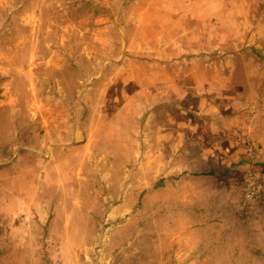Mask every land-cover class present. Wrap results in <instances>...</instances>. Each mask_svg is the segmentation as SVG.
Masks as SVG:
<instances>
[{"label":"rangeland","instance_id":"1","mask_svg":"<svg viewBox=\"0 0 264 264\" xmlns=\"http://www.w3.org/2000/svg\"><path fill=\"white\" fill-rule=\"evenodd\" d=\"M182 3L0 0V264H264V198L217 208L216 182L196 177L209 161L189 172L181 150L198 144H178L210 120L194 107L215 104L180 62L193 36L166 8ZM220 4L228 98L264 110V0ZM238 156L226 169L237 203Z\"/></svg>","mask_w":264,"mask_h":264},{"label":"crops","instance_id":"2","mask_svg":"<svg viewBox=\"0 0 264 264\" xmlns=\"http://www.w3.org/2000/svg\"><path fill=\"white\" fill-rule=\"evenodd\" d=\"M182 1V9H175L170 5L166 8L167 14L171 17V20H169V26L180 22V25H182L181 27H184L187 32L189 31V36H193L192 46L190 43L183 46L184 53H180L181 56L179 57H182L180 62L183 64H196L194 71H191V69L187 70L189 71V75L188 72H185L187 73V78H190V74L194 73V79L207 80L208 86L200 87V90L202 91L201 93L213 92V102H215V104L210 107H194L199 110L198 112L207 114L210 120L207 121L203 115H201L197 125L201 128L202 133L197 134V137L190 141L187 139V135H185V138L180 137L178 144H198V147L191 149L184 147L181 150L184 152V158H192L194 160V162H187V167H190L192 164L195 166V168L188 169V171L191 173L198 171L196 169L198 161H209V169H206L207 171L204 173L197 174L196 177H208L216 182V187L214 189L210 188V191L212 192V197L216 200L217 208L225 209L229 207L235 209V205L238 204V201L236 193L231 186L232 184L228 183L230 173L227 172L226 169L230 161L240 157L238 155L243 152V149L234 140V128L240 123H243L245 119L248 118L249 114L252 113L255 129L253 137H255L257 142L261 145L258 158L264 160V121L262 118L264 110L255 108L254 106L251 108L248 107V109L246 106L244 107V100L238 101L235 104L233 100H229L228 98V95L230 96L229 92L233 91L230 88L231 85L229 82L230 80H233L234 75L224 69L221 63L222 60L219 59L218 56H215L217 53L216 49H213L218 48L219 42H224V40H218V31L219 28H222V25L220 24L221 20L219 19L222 16H228L229 11L227 7H221V4L219 5V0ZM176 13L183 17L180 21L173 18ZM0 14H9V9L1 5ZM207 24L209 25L207 26ZM189 27H193V30H190ZM195 33L199 36L201 33H208V38L205 40H203V38L200 39ZM192 48H196L195 56L189 55V52H191L189 49ZM207 53H209V56L206 55ZM227 64L228 63L226 62L225 65ZM198 69H201V71L196 72ZM220 81H225L226 83L222 82L220 87ZM198 89V87L191 88L190 90L192 93L188 96H198L199 94L194 92V90L199 91ZM183 93L189 94L186 90L175 92L177 95ZM201 101L202 103L204 102V100ZM194 108H186L182 110L185 111L184 113L182 112L184 115L181 114L185 121L193 119L190 111H187V109L193 110ZM207 130L211 131L210 134ZM205 195L206 193L203 192L202 196L204 197ZM221 213H223V211H221ZM256 223L259 225V239H264V230L260 227L262 225L264 226V211L259 215ZM226 238L228 237L226 236ZM229 238L233 239V237Z\"/></svg>","mask_w":264,"mask_h":264},{"label":"built area","instance_id":"3","mask_svg":"<svg viewBox=\"0 0 264 264\" xmlns=\"http://www.w3.org/2000/svg\"><path fill=\"white\" fill-rule=\"evenodd\" d=\"M253 128L254 122L251 117H248L233 132L234 140L243 149L245 158H247L239 179L240 201L238 205L243 213L253 210L264 198V169L256 162L261 145L252 137Z\"/></svg>","mask_w":264,"mask_h":264}]
</instances>
